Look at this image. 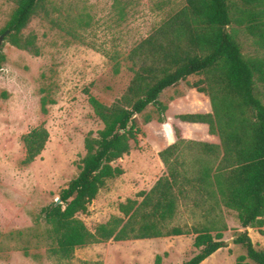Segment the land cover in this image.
<instances>
[{
  "label": "trees",
  "instance_id": "16d2710c",
  "mask_svg": "<svg viewBox=\"0 0 264 264\" xmlns=\"http://www.w3.org/2000/svg\"><path fill=\"white\" fill-rule=\"evenodd\" d=\"M9 1L15 7L0 35L8 30L5 41L31 50L33 38H23L21 31L44 0ZM241 31L253 37L259 53L241 52ZM127 58L133 76L125 93L109 105L89 96L103 127L85 136L78 173L60 190V202L53 200L41 209L52 241L49 255L70 260L76 248L91 244L192 234L198 251L180 264H200L224 245L227 226L221 214L228 209L236 212L244 228L234 239L245 248L235 264H264V247H255L246 230L257 227L264 233V0H183ZM4 61L0 46V68ZM119 65L114 63L115 73ZM190 75L201 76L190 86L208 97L211 111L177 117L189 125L206 123L219 143L185 139L174 128L175 141L158 151L165 172L148 190L119 203L120 215L90 229L78 214L87 212L106 179L123 173L113 163L136 140L134 116L153 105L158 121L164 122L166 105L159 95ZM48 137L42 125L22 136L23 163L41 153ZM190 195L204 222L174 224L180 199ZM153 264H162V256L157 254Z\"/></svg>",
  "mask_w": 264,
  "mask_h": 264
},
{
  "label": "rangeland",
  "instance_id": "374dc122",
  "mask_svg": "<svg viewBox=\"0 0 264 264\" xmlns=\"http://www.w3.org/2000/svg\"><path fill=\"white\" fill-rule=\"evenodd\" d=\"M182 3L183 0H44L21 31L23 38H33V49H20L2 40L5 61L0 68V264H153L157 254L162 256V264H180L198 251L189 234L110 240L76 248L70 260L59 261L49 255V226L41 216V209L56 200L60 190L78 173L87 133L95 135L103 127L90 106L89 96L105 105L119 100L133 76L129 51ZM14 7V2L0 0V31ZM237 39L245 56L260 52L253 37L244 31L238 32ZM115 62L120 63L117 73L113 71ZM200 77L190 75L161 92L159 100L166 105L164 122L158 121L153 105L134 116L139 128L136 140H131L129 152L113 163L123 173L106 179L87 212L78 214L90 229L112 215H120L119 203L135 197L140 190H148L165 172L156 154L175 138L174 128L181 137L213 143L212 137L201 135L206 132L204 125H189L177 117L186 111L208 109L206 95H199L190 86ZM40 125L49 134L45 147L32 162L23 163L22 136ZM192 195L180 199L174 224L192 226L204 222L199 208L191 202ZM221 216L227 226L222 239L231 241L200 264H235L236 256L245 253L243 245L234 243L244 230L236 212L224 209ZM246 230L255 247H264V233H259L257 227Z\"/></svg>",
  "mask_w": 264,
  "mask_h": 264
},
{
  "label": "crops",
  "instance_id": "0c3cea01",
  "mask_svg": "<svg viewBox=\"0 0 264 264\" xmlns=\"http://www.w3.org/2000/svg\"><path fill=\"white\" fill-rule=\"evenodd\" d=\"M197 92V91H196ZM197 93H199V92H197ZM200 94H202V93H199V95ZM203 95V94H202ZM203 96H205V95H203ZM208 101V105H209V107H208V109H204V111H186V113H204L205 112V110H206V112L207 111H210L211 110V106H210V102H209V99H208V97L206 96L205 97V100L204 101ZM190 123V122H189ZM201 124H204L205 126H203L205 129H206V132L205 133H201V135H206V136H208V137H212V139H213V144H218L219 143V138H218V136H216V135H213V134H209V132H208V126H207V124L206 123H201ZM183 137V136H182ZM184 138V137H183ZM175 139L176 138H173L172 137V139L163 147V148H165L166 146H168L169 144H171L172 142H174L175 141ZM185 139H191V140H197V141H203V142H209V141H204V140H206V139H201V138H195V137H186ZM209 143H212V142H209ZM163 148H161L160 150H162ZM159 150V151H160ZM156 157H157V159L160 161V163H162V161L160 160V158H159V156H158V151H157V154H156ZM162 165H163V163H162ZM164 166V165H163ZM165 168V167H164ZM163 174V173H162ZM161 174V175H162ZM159 177V176H158ZM157 177V178H158ZM156 181V180H155ZM154 181V182H155ZM153 185V184H152ZM160 238H164V237H160Z\"/></svg>",
  "mask_w": 264,
  "mask_h": 264
},
{
  "label": "water",
  "instance_id": "95a60500",
  "mask_svg": "<svg viewBox=\"0 0 264 264\" xmlns=\"http://www.w3.org/2000/svg\"><path fill=\"white\" fill-rule=\"evenodd\" d=\"M8 32H9V31L6 30L4 33H2V34L0 35V43L2 42L4 36H5ZM56 202H60V199L57 198V199H56ZM228 241H231V240H225L224 243H227Z\"/></svg>",
  "mask_w": 264,
  "mask_h": 264
}]
</instances>
